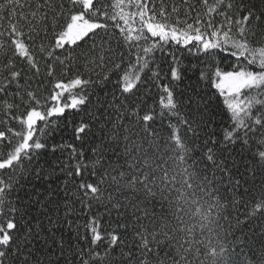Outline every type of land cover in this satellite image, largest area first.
Returning a JSON list of instances; mask_svg holds the SVG:
<instances>
[{"label": "snow or ice", "instance_id": "6c2138e0", "mask_svg": "<svg viewBox=\"0 0 264 264\" xmlns=\"http://www.w3.org/2000/svg\"><path fill=\"white\" fill-rule=\"evenodd\" d=\"M0 264H264V0H0Z\"/></svg>", "mask_w": 264, "mask_h": 264}]
</instances>
